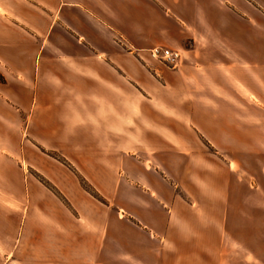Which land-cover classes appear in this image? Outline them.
I'll return each instance as SVG.
<instances>
[{"label": "crops", "instance_id": "obj_1", "mask_svg": "<svg viewBox=\"0 0 264 264\" xmlns=\"http://www.w3.org/2000/svg\"><path fill=\"white\" fill-rule=\"evenodd\" d=\"M254 9L264 16V0H0V132L22 128L18 148L0 134V159L27 181L14 188L11 173L0 172V264H264V188L232 172L230 159L227 191H202L205 172L220 180L224 167L219 174L214 162L211 170L195 151L202 150L196 130L233 128V142L234 128H247L232 106L238 93L224 92L234 89L227 71L264 101L224 56L264 57V34L254 44ZM201 20L212 30L199 32ZM184 36L193 46L180 68L150 60L151 48L177 49ZM148 128H173L191 152L179 142L158 157L123 149L136 161L122 163L137 172L121 176L125 191L113 200L98 190L106 203L80 192L57 159L79 171L103 164L110 152L101 146L126 139L141 146L138 133ZM249 161L243 154L236 164ZM190 165L197 183L179 191ZM37 175L59 195L37 186ZM73 192L84 216L75 213Z\"/></svg>", "mask_w": 264, "mask_h": 264}, {"label": "rangeland", "instance_id": "obj_2", "mask_svg": "<svg viewBox=\"0 0 264 264\" xmlns=\"http://www.w3.org/2000/svg\"><path fill=\"white\" fill-rule=\"evenodd\" d=\"M227 5L230 6L229 3H227ZM254 12V16L257 19V21L254 22V44L257 45L261 44L262 36L264 34V16L257 9H254ZM221 17H223V21H230L229 17L225 14ZM207 25L208 24L206 20H201L199 22L197 30L199 32L207 30L211 31L212 29L207 27ZM192 46L193 40L189 37L184 36L181 41V46L177 48L182 54V58L178 68H180V66L183 64V55H186L185 51L189 50ZM238 46L240 48V44H238ZM224 56H227L229 58L231 57L230 60L232 62V66H234L233 71L235 74H237V76H239L240 79H243V81H247L248 83L252 82L257 92H261L264 94V57L262 53L246 54L244 52H226ZM150 60L163 67L173 69L171 67H167L164 64L155 62L151 58ZM247 60L249 61V63H251H247ZM247 64H249V66H246ZM178 68H176L175 70H177ZM227 74L230 80L234 82L235 85L232 83L231 86L234 87V89L230 87L228 89H224V92L226 93L230 91L232 93H238V99L236 101L235 99L232 100V106L238 107L239 117L237 119L239 125L247 126V128H234V130L238 129V133L236 136V133L234 132L233 142L230 141L232 137L231 133H233V128H201L203 130H196L200 140L205 142L204 143L201 141L200 147L202 150H200L199 148L195 149V151L199 153V156H202L201 161L203 162V164H206V166H210L212 170V166L215 162L217 169L219 168V174L221 173L220 167H224L221 174L222 177H219L220 180H217L215 176H211L210 174H208V172H205L202 181V191L222 195L227 191V188L229 187V171L226 165H230V159H233L235 163L231 164L232 172L240 173V177L242 174V176L251 178L252 181L256 183L255 188H258L259 192H261L262 188H264V165H262V163L264 162V110L262 109L264 101H262L260 97L256 94L253 96L249 95V93H247L246 90L243 89V85L240 82L242 80H235L234 76L228 71ZM65 76L71 77V74L67 72ZM4 83L5 77L3 76V74L0 73V84L3 85ZM228 104H230V102H228ZM245 105H247V107L249 106V110L248 108H246ZM245 112L248 113V115L241 116L244 115ZM148 129H150V133H147L149 131H141L140 133H138V137L141 139V142H143L141 146H137L135 142L127 139L125 140L123 145L119 143H114V145L113 143H108L106 145L101 146V151L109 150L110 152V155L106 156L107 161L103 164L89 166L79 165L78 167L81 169V171H79L76 169L75 166H71L69 164L64 163L63 159L59 157H57V159H59V161L65 164L63 165V167H66L68 170H70L71 174H73L74 180L75 182H77V187L80 192L91 197L92 202L95 201L106 203V200H104L105 198L103 199L101 193H98V190L100 192L108 194L110 197L117 191H125V189L121 188L123 184L121 176L132 177L136 175L137 172L136 170L134 172V170L130 169L129 167H127L126 164L122 163V161L124 160H131L132 162L136 161V159H133L131 156L129 157H131L132 159H129L127 153L124 152L123 149H132V152H134L135 155H140L141 157H144V149H151L155 156L158 157V155H161L163 151L173 152V149H180V146L177 145V143L179 142L184 146L185 149H188V152H191L190 148L185 142L187 141V137L185 136V140H183V136L179 134V132H176L173 128ZM189 131H191L190 128H183L182 132L188 134ZM0 134H3L5 136L8 144L15 146V148H18L22 140V128H6L5 132H0ZM92 135L97 136V133L94 132ZM80 136L81 134L78 133L79 140L81 139ZM214 141H217V144L214 145ZM160 142L165 143V145H161ZM230 145H232V148L230 147ZM83 147L89 148L90 150L93 148L91 144H86ZM95 148L99 150V145ZM243 154L244 156L248 155L251 161L247 162L248 164L240 166V164L236 163ZM188 161L198 162L196 161V159H193V156L189 157ZM3 164H5L4 154L0 159V172L4 171L11 173L14 180V188H25L27 181L24 176H22L18 166L14 164L13 169H11ZM195 166L197 168V166L201 165L199 163H196ZM189 167L190 170L187 171V175L186 171H184L185 175H183L182 177L183 179L181 180L182 182L180 186H174L179 191L185 189L192 190L194 188V184L197 183V180H195V177L197 176V170L194 168V166L192 167L190 165ZM241 167L245 169L250 168V170L255 173V176L257 174L258 176L255 177L253 174V178L250 177V172H248L247 174V172L244 171ZM92 170H99V172H102L105 175V179L100 180L99 178L94 176ZM35 177V183L37 184V186H39L40 188H47L58 194L56 187L52 183L47 182L42 176L37 175ZM170 187H173V184ZM74 194L75 192H73V201L76 206L75 213L77 215L84 216L85 208L83 206H80V204L76 201L77 197H75ZM113 199L114 197L112 196V200ZM62 201L66 205L70 204L69 201L67 202L65 199ZM115 209L116 208L112 207L110 213H112V211H114Z\"/></svg>", "mask_w": 264, "mask_h": 264}, {"label": "built area", "instance_id": "obj_3", "mask_svg": "<svg viewBox=\"0 0 264 264\" xmlns=\"http://www.w3.org/2000/svg\"><path fill=\"white\" fill-rule=\"evenodd\" d=\"M148 55L153 61L164 64L173 69L179 67L182 58V54L179 50L164 46L151 48L148 51Z\"/></svg>", "mask_w": 264, "mask_h": 264}]
</instances>
